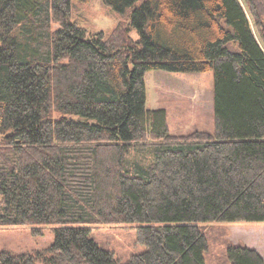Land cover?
Segmentation results:
<instances>
[{
	"label": "trees",
	"instance_id": "1",
	"mask_svg": "<svg viewBox=\"0 0 264 264\" xmlns=\"http://www.w3.org/2000/svg\"><path fill=\"white\" fill-rule=\"evenodd\" d=\"M72 1L0 0V226H56L0 264H118L102 224L136 225L127 264H210L201 223L264 221V0H104L131 9L110 34ZM151 69L212 71L214 131L172 133Z\"/></svg>",
	"mask_w": 264,
	"mask_h": 264
},
{
	"label": "rangeland",
	"instance_id": "2",
	"mask_svg": "<svg viewBox=\"0 0 264 264\" xmlns=\"http://www.w3.org/2000/svg\"><path fill=\"white\" fill-rule=\"evenodd\" d=\"M130 11L131 9H127L120 12L104 0H73L71 18L89 32L104 31L110 34L119 23H127ZM131 34L138 38L135 30ZM145 83L147 107L167 110L172 133L182 135L195 130L214 131L212 71L175 72L151 69L145 73ZM133 155L137 156V151ZM200 225L205 226L208 235L207 259L210 264H227L225 252L230 243L250 244L251 248L259 247L258 252L264 254V221L207 222ZM38 227L40 231L36 232ZM55 227L0 226V251L22 253L48 247L55 240ZM92 237L99 245L114 253L118 264H127L133 254L146 248L138 240L135 224H102L93 229Z\"/></svg>",
	"mask_w": 264,
	"mask_h": 264
},
{
	"label": "crops",
	"instance_id": "3",
	"mask_svg": "<svg viewBox=\"0 0 264 264\" xmlns=\"http://www.w3.org/2000/svg\"><path fill=\"white\" fill-rule=\"evenodd\" d=\"M249 246H250V244H249ZM251 247V246H250ZM254 249H256L257 251H259L260 249H259V247H254V246H252ZM259 249V250H258ZM260 252V251H259ZM262 254V253H261ZM263 256H264V254H262Z\"/></svg>",
	"mask_w": 264,
	"mask_h": 264
}]
</instances>
